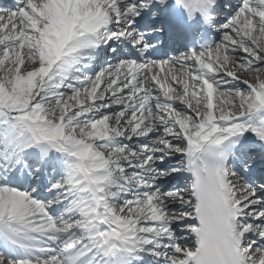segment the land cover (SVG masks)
Returning a JSON list of instances; mask_svg holds the SVG:
<instances>
[{
	"label": "snow or ice",
	"instance_id": "1",
	"mask_svg": "<svg viewBox=\"0 0 264 264\" xmlns=\"http://www.w3.org/2000/svg\"><path fill=\"white\" fill-rule=\"evenodd\" d=\"M0 264H264V0L0 6Z\"/></svg>",
	"mask_w": 264,
	"mask_h": 264
}]
</instances>
